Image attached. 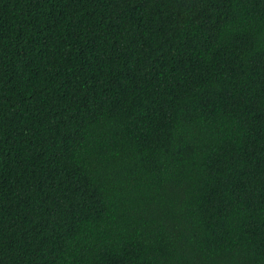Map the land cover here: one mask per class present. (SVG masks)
I'll use <instances>...</instances> for the list:
<instances>
[{
    "label": "trees",
    "instance_id": "1",
    "mask_svg": "<svg viewBox=\"0 0 264 264\" xmlns=\"http://www.w3.org/2000/svg\"><path fill=\"white\" fill-rule=\"evenodd\" d=\"M0 264H264V0H0Z\"/></svg>",
    "mask_w": 264,
    "mask_h": 264
}]
</instances>
